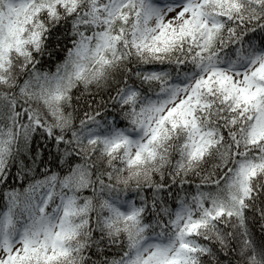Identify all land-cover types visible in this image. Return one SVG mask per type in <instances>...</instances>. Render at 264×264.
I'll return each instance as SVG.
<instances>
[{
	"label": "snow or ice",
	"instance_id": "obj_1",
	"mask_svg": "<svg viewBox=\"0 0 264 264\" xmlns=\"http://www.w3.org/2000/svg\"><path fill=\"white\" fill-rule=\"evenodd\" d=\"M0 264H264V0H0Z\"/></svg>",
	"mask_w": 264,
	"mask_h": 264
}]
</instances>
